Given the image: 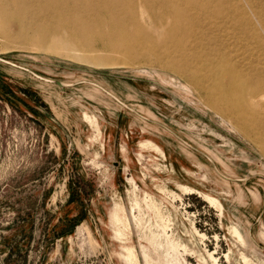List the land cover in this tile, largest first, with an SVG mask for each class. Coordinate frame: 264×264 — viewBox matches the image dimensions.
<instances>
[{
    "label": "rangeland",
    "instance_id": "374dc122",
    "mask_svg": "<svg viewBox=\"0 0 264 264\" xmlns=\"http://www.w3.org/2000/svg\"><path fill=\"white\" fill-rule=\"evenodd\" d=\"M38 14L0 31V264H264V133Z\"/></svg>",
    "mask_w": 264,
    "mask_h": 264
},
{
    "label": "bare ground",
    "instance_id": "6f19581e",
    "mask_svg": "<svg viewBox=\"0 0 264 264\" xmlns=\"http://www.w3.org/2000/svg\"><path fill=\"white\" fill-rule=\"evenodd\" d=\"M37 13L54 17L66 37L55 32L44 39L48 34L43 31L46 37L35 34V42L50 49L61 43L90 45L113 53L108 62L117 55L127 63L139 57L159 60L194 84L205 101L211 98L221 104L236 125L264 133V0H2L0 31L9 35L8 21L16 19L18 33L24 35V19ZM93 58L100 63L104 59ZM202 196L219 207L214 197ZM232 231L240 234L235 227ZM126 258L133 259L132 250H127Z\"/></svg>",
    "mask_w": 264,
    "mask_h": 264
}]
</instances>
